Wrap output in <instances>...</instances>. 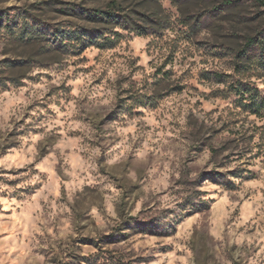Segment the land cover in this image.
Instances as JSON below:
<instances>
[{
    "label": "rangeland",
    "instance_id": "374dc122",
    "mask_svg": "<svg viewBox=\"0 0 264 264\" xmlns=\"http://www.w3.org/2000/svg\"><path fill=\"white\" fill-rule=\"evenodd\" d=\"M0 264H264V0H0Z\"/></svg>",
    "mask_w": 264,
    "mask_h": 264
},
{
    "label": "trees",
    "instance_id": "16d2710c",
    "mask_svg": "<svg viewBox=\"0 0 264 264\" xmlns=\"http://www.w3.org/2000/svg\"><path fill=\"white\" fill-rule=\"evenodd\" d=\"M227 3H230V1H227ZM121 10V6L118 1H113L111 4V7L107 11H98L97 13H93L89 16L93 18H102L105 19L106 17L114 18L116 19V11ZM125 22H127L125 20ZM255 39L253 37L249 38L248 40V45L247 46H252L255 43Z\"/></svg>",
    "mask_w": 264,
    "mask_h": 264
}]
</instances>
